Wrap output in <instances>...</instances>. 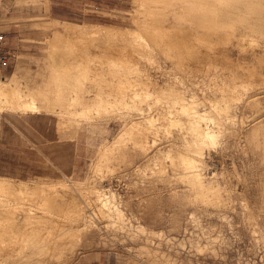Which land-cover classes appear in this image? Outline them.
<instances>
[{
	"label": "rangeland",
	"instance_id": "374dc122",
	"mask_svg": "<svg viewBox=\"0 0 264 264\" xmlns=\"http://www.w3.org/2000/svg\"><path fill=\"white\" fill-rule=\"evenodd\" d=\"M150 1L141 4L136 0H0V35H3L0 66L10 64L0 71L1 76L17 72L29 86L45 85L57 64L55 59L66 51L71 77H74L67 79L70 82L66 81L67 90L84 94L89 84L84 81L86 86L77 76L88 75L85 68L99 69L101 79L95 81L98 87H103L102 79L109 80V94H114L116 100L126 95L129 102L133 99L131 88L138 89L135 102L130 103L141 109H130L127 118L128 109L125 113L120 108L127 119L107 114L89 121L79 115L71 118L55 112L24 115L4 111L0 127L5 114L12 115L14 124L24 129L27 144L35 148L26 149L24 169L9 173L0 169V175L52 185L45 192H36L27 198L43 199L42 203L51 200L47 201L48 206L45 203L50 212L44 214L51 217L56 227L60 225L56 232L64 225L72 226V230L76 228V222L65 217L71 195L78 199L85 213L100 216V219L96 217L98 223L94 222L98 227L73 232L69 237L71 249L50 264H264V64L252 56L264 52V33L244 28L236 17L243 15L232 14L233 4L228 0H203L202 3L223 11V14H204V19H200L198 11H188L190 5H194L193 9L203 6L197 0ZM150 7H160L162 11L157 9L152 14L146 10ZM50 18L83 27L106 28L102 34L107 33L103 40L108 43L103 42V48L108 53L89 60L91 57L85 58L83 50H77V57L61 43L52 46L53 32L61 30L63 23L55 24ZM142 24L151 27L143 30ZM132 32H140L149 42L148 61L136 54L129 56L130 62L119 61L122 50L138 48L131 45V36L121 37ZM206 57L210 60L207 63ZM213 59L219 65L212 66L221 68L218 72L209 65L214 63ZM250 68L259 70L251 79ZM102 72L108 73L103 76ZM119 74L129 80L120 79ZM215 79L222 81V85ZM245 80L253 83L248 86ZM79 84H84L82 90ZM162 87H169L170 91L157 93L158 96L154 88ZM147 89L154 90L155 94L144 93ZM185 103L191 106L184 115L181 107ZM194 111L205 113L208 119L205 121L217 132L215 143L194 142L199 133L191 127L190 115ZM148 114V117L156 115L158 120L155 126L144 128L149 142L143 145L137 143V136L126 135L113 154L100 157V147L112 141L123 123L129 119L142 122ZM61 119L68 122L61 125L64 123ZM65 140H68L67 146L63 144ZM181 155L195 160L194 168L199 170L200 180L213 185L215 190L203 188L202 193L196 177L185 176ZM60 181L65 185H58ZM101 190L123 210L120 214L123 217L114 213L109 218L103 212L106 216L101 218L96 203L97 191ZM115 215L119 216L115 218ZM62 239H58L60 243ZM14 257L11 253L5 254L3 258L9 261L1 260L0 264H17L12 263ZM32 257L20 264H41L34 261L35 255Z\"/></svg>",
	"mask_w": 264,
	"mask_h": 264
},
{
	"label": "bare ground",
	"instance_id": "6f19581e",
	"mask_svg": "<svg viewBox=\"0 0 264 264\" xmlns=\"http://www.w3.org/2000/svg\"><path fill=\"white\" fill-rule=\"evenodd\" d=\"M152 1H155L156 3H158V2H161L162 0H152ZM178 1L182 2L183 0H178ZM202 1L203 0H197V2L199 4H203V6L199 5V6L195 7V9H193L194 5H190V7H188L189 13L190 12L196 13L198 11V13L201 14L199 16L200 19H202V18L204 19V14H210V12L212 14H214V15H215V13H217V14L218 13H222L223 14L222 10L216 9L214 7H210L208 4L202 3ZM228 1H229V3L233 4L231 6V10L233 12L232 14H234V15L235 14H240V15L242 14L243 15V16H238V15L237 16L235 15V16L240 18L238 20V22H240L244 26V28L251 29V31H256L257 33H260V34L264 33V0H228ZM136 2L141 3V4H145V3H149L151 1L150 0H136ZM222 2H223V0H222ZM207 3H209V2H207ZM171 6H174V5H171ZM184 6H185V4H184ZM223 7H225V6H223ZM157 9H159V11H162V9L160 7H153V8L150 7L148 9H146V10L148 12L151 11V13H152L154 11L156 12ZM183 11H184V7H183ZM170 12H172V10ZM178 13H179V11H178ZM234 15H232V16H234ZM141 18H143V17H141ZM216 20H217V18H216ZM51 21L53 23H55V24L57 22L63 23L62 26H60L61 30H55V31L53 30L54 31L53 32V38L50 37V38H52V40L54 42V44L52 46H55L56 44H60L61 43V44H63V47L65 46V48H68L73 53L74 52L76 53L77 50L80 51V52L83 50V52L86 54L85 58H90L91 57L89 60L96 59V56L98 54H100V53H103L105 55L108 53V50H104V48H103V42H104L103 36L106 35L107 33H105V34H102V33L107 31L106 28L83 27L80 24L70 23V22H63V21H60V20H57V19H51ZM48 23L45 24V26L47 28L50 27V25ZM50 24H51V22H50ZM148 27H151V26H148ZM148 27H147V24H142L141 28H143V30H146V29H148ZM225 29H227V28H225ZM230 30H232V29H230ZM113 34L114 33H112V35ZM218 34H219V32H218ZM132 35H133V37H132ZM128 36H131V39L128 38L130 40L131 45L132 46H136L138 48L132 49V50H126V49L122 50L123 53H122V56L120 58H118L119 61L130 62V61H132V58H130L129 56H132L134 54H136V56H139L140 58H142V57H144V59L147 58L145 60L148 61V59H150L149 55H150L151 46L149 45V42L147 41V39H145V37H143V34L141 35L140 32L125 33V34L121 35V37L123 39L125 37H128ZM196 36H198V35H196ZM249 36L250 35L248 34V37ZM106 40H108V38H106ZM201 41H203V40H199V42H201ZM230 41H232V39H230ZM53 42H51L50 44H52ZM262 42H263V40H262ZM104 43H108V42L105 41ZM77 44H83L85 46L84 47H78ZM49 48H50V51H52V47H49ZM68 49H67V51H68ZM62 52L63 53L61 55H59V59L58 60L55 59L57 61V64H56V66H54L55 68H53V70H51L52 72L49 75L50 79L48 80V82L45 85L29 86L26 82H24L20 78V76L18 75L17 72H12V73H10L7 76H1L0 75V116H1V114L4 111L10 112V113L19 112V113L24 114V115H27V114H38V113H41V112H51V113L55 112L59 116L65 115L64 117L70 116L71 118H74V117L79 115V116H81L80 117L81 119H87L89 121L91 119H94V118L97 119L98 117H101V116H104V115H107V114L116 115L115 118L117 116H120L123 119L124 118L127 119V118H129L128 117V115H129L128 113H129L130 109H134V110L136 109V110L141 111V109H140V107L138 105L130 103V102H132L135 99V96L139 95V92L137 91L138 89L135 90L133 87L131 88V90L133 92V96H132L133 99H131L130 102L127 100V96L126 95L125 96L121 95L120 99L118 98L119 100H116V98H115L116 96L114 94H109V91H110V86H109L110 81L109 80L102 79V82H101L102 85H103L102 88L98 87V85L95 83V81H97L98 79H101L100 78L101 74H100V72L98 73V71H101L99 69H98V71H93V70L90 71V70H88V68H85L86 69L85 73L88 71L89 74L88 75L84 74L83 78H79L80 76L78 77L77 75H75V76H77V79H79V80L81 79L83 81V83L85 81L86 84H89V86H87L84 83L87 86L85 88V90H83V91H85L84 94L81 95V93L80 94L77 93L78 90L70 91L68 89L70 91L69 92L66 89V87H65L67 85L66 81L68 83H70L67 79L69 77H71V75H72L71 70L69 68L70 62L67 61L70 58L66 59V56H67V54L69 52L67 54H66V51H62ZM76 54L74 56H76ZM68 56H69V54H68ZM78 56L79 55L77 54V57ZM252 56L257 57V61L260 64H264V52L261 53V55H259V56L255 55V54H252ZM77 57H75V58H77ZM73 58L71 59V61H73ZM206 58L208 60V57H206ZM80 59H82V58H80ZM112 61H113V59H111V62ZM209 61L210 60L206 61V63L209 62ZM76 62H79V61L76 60ZM111 62H110V64H112ZM99 63L102 64L101 61H99ZM81 64H83V63H81ZM108 64H109V61H108ZM157 64H158V62H157ZM209 65H211V66L214 65L215 67H217L219 64H216V61L214 60V63L210 62ZM117 66H118V64L116 65V67ZM214 66H212V67L214 68ZM107 68H108V65H107ZM219 68H218V70L216 68H214V70H216L218 72L221 69V68L220 69ZM91 69H93V68H91ZM109 70H110V68H109ZM245 71H248V70H245ZM258 71L256 72L254 70V68H252L251 70L248 71V77H250V79H251V77H253L254 75L259 74ZM106 73H108V72H106ZM106 73L102 72V75L104 76V75H106ZM118 73H119V71H118ZM122 73H124V72H122ZM125 73H128V72H125ZM130 73H132V71ZM215 73L216 72L214 71V74ZM143 74H145V73H143ZM224 74L225 73H223V75ZM121 75L122 74H119V75H117V77L120 76L119 77L120 79L126 77V76L125 77H123V76L121 77ZM205 75H206V73H205ZM208 75L209 74H207V76ZM218 75H219V73H218ZM230 75L232 76V73ZM114 77H116V76H114ZM193 77H196V76L193 75ZM210 77H208V78H210ZM213 77H214V75H213ZM222 77H220V79L223 81L224 78H222ZM60 78L63 79V81H60ZM111 78H110V80H111ZM198 78H199V76H198ZM198 78H195V79L197 80ZM126 79L129 80V77L128 78L126 77ZM81 80H80V82H81ZM216 80H218V79H215V81ZM87 81H89V82H87ZM200 81H202V80H200ZM207 81L208 80H206V83H207ZM222 81L221 82L219 81L220 82L219 84H221ZM245 81L246 82L248 81L247 82L248 86L253 83L252 80H245ZM63 82H65L64 86L62 85V84H64ZM202 82H204V81H202ZM258 83H260V82H258ZM84 84H81V85L79 84L80 85L79 87H80L81 90H82V87H83L82 85H84ZM202 84H204V83H202ZM215 84L217 85V83H215ZM231 84L234 85L233 83H231ZM104 85H106V86H104ZM208 85H209V83H208ZM188 86H191V85H188ZM196 86L199 87L198 84ZM227 86H229V85H227ZM70 88L72 89V87H70ZM168 88H166V89L164 87L158 88V89L154 88L156 92L154 90L147 89V90H144L145 91L144 93H147V94L149 93L150 94V93H152L154 91L156 94L157 93L158 94H162V93H165L166 91L167 92L170 91V89H168ZM225 88H227V87L225 86ZM241 88H242V86H241ZM241 88H240V90H241ZM244 88H246V87L244 86ZM151 89H152V87H151ZM200 89H202V87ZM208 89H209V86H208ZM214 89H216V88H214ZM223 89H224V87H223ZM245 90H247V89H245ZM134 91H136V92H134ZM230 91H231V89H230ZM122 92L123 91L121 89V93ZM203 92H204V90H203ZM227 92H229V90ZM229 93H231V92H229ZM236 93L238 94L237 91H236ZM251 94H253V93L251 92ZM150 95H148V96H150ZM220 95H221V93H220ZM232 95H233V93H232ZM222 96H224V95H222ZM225 96H226V94H225ZM180 97H181V95H180ZM189 98L190 99H194V98H191V97H189ZM189 98H187V99H189ZM184 100H185V97H184ZM133 102H135V101H133ZM188 103H189V101H188ZM194 103H195V101H194ZM149 106H150V104H149ZM190 106L191 105H187L186 103L182 104V107H181L182 111L181 112L184 115L188 114V110H189ZM263 106H264V104H263ZM120 108L124 109V112H125V109H128V112L126 114L127 118H126V115L123 113V110H121ZM148 108H144V109L147 110ZM261 112H262V110H261ZM149 113H151V112H149ZM200 113H201V111H200ZM200 113L194 111L190 115V117L193 119V120H191L192 129L199 132L196 135V139L194 140V142L195 143L198 142V144H199V142H200V144H203V143H215V138L217 136V132L214 131L210 127L211 124H209V123H207L205 121V119L208 120L207 117L204 116L205 113L204 114H200ZM169 114H170V112H169ZM141 115H144V114L142 113ZM148 116H149V114L146 116L147 118L144 117V118H146V119H144L145 122L144 121H142V122L141 121H136V120L131 121L129 119L128 121L123 123L124 126L121 127V129L119 130L117 135L113 139H111L112 141H110L108 143L105 142V144H103L100 147V149L98 151L100 157L102 155L107 156L108 154H110V155L113 154L114 150L118 149V146L120 145L118 143L126 135L127 136H132L131 138L137 136L136 137L137 143H141L143 145H144V143L149 142L148 139H147V135H146V132H145L144 128H146V127L149 128L151 126H155L154 125L155 124V120L156 121H158V120H157V116L156 115H153L152 117H148ZM111 119H113V117ZM202 120L205 121V122L203 123ZM61 121L68 122V120L66 121V120H63V119H61ZM70 121L73 122L74 120H70ZM65 122L63 124L61 123V125H65ZM186 122H188V121H186ZM188 123H190V122H188ZM137 124L141 125V126L138 127V126H136ZM216 127H217V125H216ZM221 135H223V134H221ZM134 140H135V138H134ZM191 142H192V140H191ZM215 147H216V144H215ZM120 153H121V149L118 151V154H120ZM166 153H167V151H166ZM181 156L184 157V155H181ZM102 158H103V156H102ZM182 161H183L182 165L185 166V167L183 166L184 167L183 169H185V172H184L185 176L186 177L187 176L190 177V175H191V177H193V176H194V178L196 177L195 180L197 181V185L200 184V186L202 187V191H203V188H205V189L208 188L210 190L211 189L213 190L215 188L213 185H211L209 183H205V184L202 183V181L200 180V177H199V173L197 172L199 170H196L197 168H194V166L196 165L195 164V160L193 161L191 158H188V157L185 156ZM181 163L182 162H180V164ZM180 164H179V166H180ZM92 168H94V167H92ZM96 171H98V170H96ZM57 183H58V185H62V186L65 185V183H62L61 181L57 182ZM215 186H216V183H215ZM46 187L50 188V187H52V185H50L48 182H45V181L28 182V181L23 180V179H15V178H12V177H7V176L0 175V261L1 260L2 261H9V260L4 259L3 256L5 254H10L11 253L13 256H15L14 257L15 261L13 260L12 263L20 264V262H22V260L26 259V261H28L27 259L34 258L32 256L35 255V259H34L35 262L41 263V264H50V263H52L53 259L62 257L64 255V253H65V250L71 249V247H69V242H70L69 237H70V235L73 234V232L86 229L89 226H92V227H96L97 226V224H95V223H98L97 218L100 219L99 218L100 216L97 217L93 212H92L93 215H88L89 213L88 214L85 213L84 207L82 208V206H81L80 202L78 201V199L76 197H74V195H71L69 197V201H68V213H67V215L65 217L66 218H71V220H73V222L75 221L76 224H77L76 228H75V230H72V226H65L64 225L61 228L62 230H60L59 232H56L57 227H60V225L56 227V223H53V221L50 219L51 217L49 215H45L44 214L45 212H50V210L46 209L47 208L46 204L49 201L51 202V200L47 199L46 202H45L46 204H45V203H42L43 199L42 200H39V199H34V200H30L29 199L28 200V198H27L28 195L34 194L36 192H39V194H40V192H45L47 190ZM202 193H204V191ZM106 194L107 193L105 191H103V190L97 191L96 203L98 204L97 206H99L100 213H102V217L101 218H103V216H106V214L108 215L107 217H109V218H110V216H114L113 215L114 213L115 214L119 213V215L122 214L121 211H123V210L118 208L115 203L111 202L112 200L110 201V196H107ZM110 195H111V193H110ZM56 205L58 206V204H56ZM47 206H48V204H47ZM38 209L42 211V212H40V214L38 213L39 212ZM36 210H38V212ZM103 212H105L106 214L104 215ZM119 215H115V218H116V216H119ZM120 216L123 217V215H120ZM56 235L57 236H61V238L60 237L57 238ZM58 239H62V243H60Z\"/></svg>",
	"mask_w": 264,
	"mask_h": 264
},
{
	"label": "crops",
	"instance_id": "0c3cea01",
	"mask_svg": "<svg viewBox=\"0 0 264 264\" xmlns=\"http://www.w3.org/2000/svg\"><path fill=\"white\" fill-rule=\"evenodd\" d=\"M10 48V47H9ZM7 66L10 67V64L0 66V71H4ZM31 117V116H29ZM4 120L0 127V169L5 171V173H9L13 169H24L25 165V155L26 149L35 148L31 144H27L25 139L26 135L24 129H19L13 120V116L10 114H5L3 117ZM37 127V126H36ZM33 130L35 128L33 126ZM36 145L35 142L32 143ZM64 145H68V140H65ZM70 147V154L71 149ZM16 164L14 167L13 165ZM8 177H16V176H8Z\"/></svg>",
	"mask_w": 264,
	"mask_h": 264
},
{
	"label": "built area",
	"instance_id": "2783aa9c",
	"mask_svg": "<svg viewBox=\"0 0 264 264\" xmlns=\"http://www.w3.org/2000/svg\"><path fill=\"white\" fill-rule=\"evenodd\" d=\"M3 42V35H0V43ZM3 57L0 56V59H2Z\"/></svg>",
	"mask_w": 264,
	"mask_h": 264
}]
</instances>
